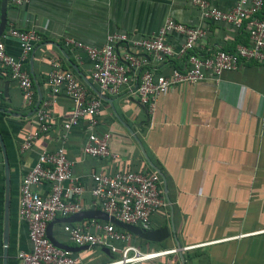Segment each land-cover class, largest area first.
<instances>
[{"label":"crops","instance_id":"1","mask_svg":"<svg viewBox=\"0 0 264 264\" xmlns=\"http://www.w3.org/2000/svg\"><path fill=\"white\" fill-rule=\"evenodd\" d=\"M208 1L213 7L228 9L236 0ZM260 14H264V4ZM167 16L204 29L196 44L201 52L247 43L243 27L203 20L190 0H29L16 6L0 0L2 32L14 26L39 34L25 63L32 81L31 104H25L17 83L0 72V134L8 163L6 180L0 151V264L4 206L6 264H17L16 252L30 247L26 224L16 213L21 177L40 151L58 145L64 147L73 178L83 186L79 200L85 209H99L91 206L92 173H160L158 191L165 206L151 214L149 226L142 228L148 231L146 236L130 232L131 244L142 252L175 251L135 264H264V62H245L216 81L206 78L177 84L159 94L148 113L127 89L116 95L100 91L85 52L62 43L63 37H72L99 47L111 32L145 37L156 32ZM168 40L177 46L181 38L170 34ZM4 46L9 54H19L11 39H5ZM51 59L72 70L87 95L101 98L94 130L109 132L108 150L116 158L83 153L90 129L82 120L63 129L71 101L63 92L53 95L46 84ZM171 64L153 67L166 73ZM52 98L49 128L21 152L22 141L37 126L36 109ZM47 188L46 183L34 187L37 191ZM61 223L51 225L53 238L76 247L62 232ZM188 245L193 246L183 249ZM70 252L74 264H104L119 255L104 245Z\"/></svg>","mask_w":264,"mask_h":264},{"label":"built area","instance_id":"2","mask_svg":"<svg viewBox=\"0 0 264 264\" xmlns=\"http://www.w3.org/2000/svg\"><path fill=\"white\" fill-rule=\"evenodd\" d=\"M29 0H8L11 5H22ZM203 20L223 22L234 28H244L247 43H237L230 50L218 48L201 52L196 44L204 35L199 25H188L165 17L156 32L145 37H133L124 32H111L99 47H93L72 37H63L62 43L70 49H81L90 61L91 77L98 89L116 95L122 89L134 94L145 110L154 109L159 94L180 83H195L206 78L217 80L222 73L232 71L245 62H264V14H260L264 0H236L228 9L210 5L208 0H190ZM170 34L178 35L175 46ZM14 41L19 54L6 52L5 39ZM39 34L32 28L9 26L0 34V72L4 71L19 87L25 104L33 99L32 81L25 63L32 52ZM138 52L142 54H138ZM177 60V63H173ZM166 73L157 72L153 65L169 63ZM46 84L53 95L63 92L71 101V109L62 123L63 129L83 121L90 129L82 151L92 157L116 158L108 150L109 132L96 133L98 113L102 100L89 96L84 84L72 70L62 68L58 61L50 60ZM54 99L42 102L35 111L37 126L20 145L21 152L30 147L31 141L49 128L48 107ZM91 206L98 207L118 221L147 228L150 216L165 206L158 191L160 173L157 171H120L113 174L92 173ZM46 183V191L34 189ZM83 186L72 176L71 163L64 147L40 151L34 163L22 175L17 200V217L26 224L30 242L28 250L16 252L17 264H74L75 257L69 250L55 246L46 236V225L55 218H65L85 209L79 200ZM61 230L68 241L76 246L104 245L119 251L116 259L104 264H135L157 257L175 249L142 252L131 244L129 231L116 228L110 221L89 219L85 222H62ZM114 242L122 245L118 248ZM193 245L184 246L183 249Z\"/></svg>","mask_w":264,"mask_h":264},{"label":"water","instance_id":"3","mask_svg":"<svg viewBox=\"0 0 264 264\" xmlns=\"http://www.w3.org/2000/svg\"><path fill=\"white\" fill-rule=\"evenodd\" d=\"M2 26L0 23V34L2 32ZM40 98H38L36 102V106L39 103ZM0 151L2 153V158H3V165H4V175L5 179L7 180L8 178V163H7V155L5 151V147L3 144V140L1 138L0 134ZM7 189V186H6ZM83 219H101V220H106L110 221L113 224L120 226L121 228H124L125 230L133 233H138L140 235H147L148 231H144L142 228L136 225H131L127 224L121 221L116 220L112 216H108L105 212L101 211L100 209H84L81 210L80 212L73 213L65 218H59V219H53L49 221L46 225V236L47 238L55 245L58 247H61L66 250H76V249H81L85 248L87 246H76V247H70L61 243H58L52 236L51 234V225L54 222H74V221H80ZM7 237H8V230H7V205L4 206V216H3V226H2V264H6V258H7Z\"/></svg>","mask_w":264,"mask_h":264}]
</instances>
